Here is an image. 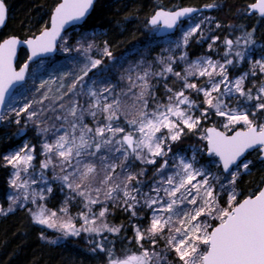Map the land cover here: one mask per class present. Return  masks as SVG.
<instances>
[{"label":"snow or ice","instance_id":"snow-or-ice-1","mask_svg":"<svg viewBox=\"0 0 264 264\" xmlns=\"http://www.w3.org/2000/svg\"><path fill=\"white\" fill-rule=\"evenodd\" d=\"M93 4L94 0H62L54 9L51 28H45L34 39L23 41L31 49L29 61L55 51L65 25L82 21ZM248 8L249 13L254 11L264 17V0H256ZM196 11L193 8L161 9L151 17L149 24H163L173 29L181 17ZM7 12L5 0H0V26L6 21ZM199 31V23L190 27L182 37V44L177 43L176 47H186L189 39ZM218 39L215 37L213 44ZM241 39L245 45L255 43L251 33H247L246 38L238 37L235 44L239 45ZM21 43L16 37L0 42V107L5 104L9 89L23 81L29 69V64L25 63L17 71L13 63ZM62 43H67L66 37L62 38ZM223 43L227 49L223 53L226 58L223 63L207 56L189 61L184 52L178 58L171 55L157 58L161 67L154 71L151 63L141 60L129 66L126 75L120 76V80L126 81V87L121 88L110 81L98 82L95 73L89 76L93 69L102 65L103 58L115 59L107 41L103 49L98 50L100 59L88 55L93 49L92 43L85 47L78 41L75 51H82L86 61L80 69L81 74L74 75L67 84L65 80L70 74L43 80L37 89L43 90L39 99L24 104L19 110L10 109L18 117L27 114L28 121L51 112L57 122L51 127L38 128V135L44 136L39 153L35 145L24 144L4 157L6 164L15 170L10 183L19 193L10 197L12 204L21 199L28 201V189L38 181L45 187L31 193V202L36 203L37 197L46 199L45 191L48 194L53 191L46 172L50 169L52 178L61 185L60 191L67 189L71 193L66 196L61 211L67 214L69 200L79 198L82 210L77 215L82 224L77 227L71 217L57 224L54 219L57 213L46 215L48 210L43 206L33 213V219L37 224L62 232L65 237L80 236L81 232L96 236L104 232L119 235L124 225L107 222L108 216L113 214L109 205L136 219H142L140 212L144 209L150 210L147 227L132 224L140 249L138 254L114 259L103 241L96 242L92 250L109 252V264H172L168 253H174L176 264H264V190L238 202L239 193L235 188L241 169L248 171L251 163L241 157L250 149L264 153V122H256L257 113H264V81L258 87L253 84L246 89L244 86L250 75H257V70L264 75V60H257L248 72L230 79L228 66L235 64L227 57L233 54L234 41L226 38ZM213 44L208 45L210 51ZM63 50L73 49L65 47ZM234 55L239 58L237 64L245 59L241 51ZM177 59L186 65L183 73L173 68ZM116 62L123 66L127 60L122 58ZM169 75L175 78L172 84H180L177 90L169 86ZM199 77L206 80L197 84L191 79ZM98 83L104 86L97 87ZM53 84L57 85L55 89L51 87ZM161 86L163 101L156 95ZM191 93L202 96L203 100L197 103ZM78 97L87 98L86 107ZM33 105L42 107L37 111ZM197 112L200 114L196 115ZM209 112L224 118L225 130L244 126L231 136L215 127L204 129L208 154L219 158L227 174L224 183L210 168L196 167L195 155L188 160L174 156L172 165L167 158L172 144L179 141L186 130L193 132L200 127ZM86 117L91 118L90 123L86 122ZM3 119L0 115V120ZM15 122L20 123L19 119ZM38 156L42 159L38 160ZM137 161L154 166L147 189L142 179L147 168L134 171ZM212 163L215 166V162ZM21 173L26 175L22 177ZM222 195L226 206L220 203ZM8 211L13 208L10 206ZM2 212L4 209L0 208ZM210 220H218L219 224L213 227ZM157 238L165 241L166 251L156 250ZM145 243L150 248H145Z\"/></svg>","mask_w":264,"mask_h":264},{"label":"rangeland","instance_id":"rangeland-1","mask_svg":"<svg viewBox=\"0 0 264 264\" xmlns=\"http://www.w3.org/2000/svg\"><path fill=\"white\" fill-rule=\"evenodd\" d=\"M242 21H244V18H241ZM262 21L256 22L255 25L257 28H255L252 33V40L255 41L254 44L251 45H245L244 39H241L240 44L236 45L234 41L233 46V54L230 55L227 58H231L234 61L235 66H228V75L229 78H235L245 72H248L251 68V65L254 64L257 60H264V35L262 33L264 32V19H261ZM199 23L200 24V31L197 32L193 37L189 39V42L186 47H176L177 43L182 44V37L184 33L193 25ZM221 26V23L217 16L211 15L210 12H201L197 14L196 16L192 17L191 19L187 20L180 28L179 33L177 36L174 37H165L162 39H158L156 41H152L149 43V48L147 46H139L137 48H134L131 52L124 54L123 56L115 59H108L103 58V63L101 66H99L97 69H93V72L89 73V76H93V73H95V79L98 82L104 81H110L114 85H118L121 88L126 87V81L120 80L121 75H126V69L129 66H135L137 63H139L141 60L145 61L146 63H151L153 66V70L159 69L161 66L157 64V58H166L169 55L173 56L174 58H178L180 55H182L184 52H187L188 54V60L189 61H195L198 57L201 56H207L211 57L213 60H219L221 63L224 62L226 59L223 56V53L227 50L226 45L222 43L221 41L216 40L213 44V39L215 37H218L216 30L219 28L217 27ZM153 33L156 31V29L152 30ZM257 31H260V35H255ZM102 30L96 29V30H89L87 32L81 31L79 28H75L69 32H67L62 38L67 39V43H62V39L59 44V50L55 57L47 58V59H41L34 64L31 65L28 77L23 86L18 88L15 93L12 95V97L7 102L3 116L4 119L2 120V124L0 128H4L7 126H29V128L34 129V134L38 141V151H40V144L43 142L44 136L43 134L38 135V128L39 127H51L54 123L57 122H51L47 117L50 115H53L51 112H47V114H42L37 117H34L32 121H28L27 114H21L19 117L16 116L14 111H10V109L15 108L16 110H19L24 104L30 103L32 100H36L40 98L42 89L37 91L39 89L40 82L43 80H49V79H56L58 76H63L65 74H70L67 76V79L65 80V83L67 84L74 75L81 74L80 69L83 66V63L85 61V57L83 55V52H77L75 51V48L78 47V41L83 43L85 47L88 43L93 44L92 51L88 54L91 55L93 58L100 59L101 57L97 54L98 50H102L104 47V43L101 45L99 44V40H93V38L98 37L100 34H102ZM90 36L91 40L88 42L87 36ZM86 37V39H85ZM242 38H246V36L242 35ZM256 38V39H255ZM3 40V39H2ZM1 40V41H2ZM0 41V42H1ZM195 41V43L204 45L201 50L196 55H191L188 47L191 44V42ZM209 44H213V49L210 51L208 48ZM65 47L72 48V51H64L63 49ZM158 47V50L156 52H152L155 48ZM145 48V49H144ZM247 49V50H246ZM236 51H241L244 53L245 59L243 62L236 63L238 61V57L234 55ZM126 59L127 63H124L123 66H121L120 63H117V60L120 59ZM21 64V63H19ZM115 65V67H113ZM184 62L179 61V59L176 60V63L173 64V68L175 71H180L183 73L185 68ZM88 78L86 77L85 80ZM175 78L169 75L168 77V83L169 86H172L174 90H177L180 87L179 83L172 84V81ZM193 82H196L197 84H202L206 78L205 77H199V78H191ZM261 81H264V75L259 74L257 70V75L255 77L249 76L248 80L245 81V88H250L255 84L257 87L260 85ZM104 86L103 83H98L97 87ZM53 89L57 87V85L53 84L51 85ZM253 92L255 93V88H253ZM189 93H186V95ZM156 95L163 101L164 100V91L162 86L158 87L156 90ZM191 96L193 99L197 101V103H200L203 100L202 96L197 97L195 93H191ZM67 99V97L65 98ZM81 103L87 106L86 99L87 98H80ZM48 102L45 101V104ZM232 106H235L234 104ZM40 105H33V108H35L37 111L40 109ZM201 107H204L203 104H201ZM32 109H29L31 111ZM200 113L197 112L196 115H199ZM51 118V117H49ZM19 119L20 123L17 124L15 121ZM86 122H91L90 117L85 118ZM224 118L214 115L212 112H209L208 118L205 120H202V124L200 127H198L193 132H187L182 138L172 144V151L169 153V156L167 157L169 159V164L172 165L173 163V157L174 156H183L186 160L191 159L193 155H195L196 158V167H207L210 168L211 172L220 178V182L224 183L227 179V174H224L221 166L219 164V160L215 156L207 157L206 152V140L203 137L206 135L204 129H206L210 125L217 126L220 128L223 132H226V134H231L235 130L243 129V125H237L234 128H230L229 130H225L223 127ZM257 123L264 122V113H257ZM50 136V134H49ZM20 136H18L19 138ZM24 144H28L30 146L36 144L31 141V138L29 136H24L20 139V141L15 145L14 148H11L7 152L1 155V167L3 171H6V185H7V191H6V206L3 205V203L0 200V208L4 209V212L0 213L2 215H5L7 213H11L15 211L18 208L26 209L30 215L32 220L33 219V213H36L40 210V206L45 207L48 211L46 212V215L49 212H56L57 217L54 219L56 220L57 224L67 221L69 217L72 218L73 223L77 225V227H80L82 224V221L78 218V213L82 210V205L79 198H76L74 200H69L68 202V213L65 214L61 211V208L64 207L65 198L68 195H71L69 190L65 189L64 192L60 191L61 185L58 181L54 180L52 171L46 170L47 176H48V183L52 187L53 191L51 194H48L46 191L44 195L46 196V199L41 200L39 197L36 198V203L31 202V193L33 191L40 192L42 188L45 187L42 183L39 181L36 184H32L31 187L28 189L29 192V200L23 201V199L20 200L17 204H12V201L10 197L18 195L16 189H14L11 186L10 181L14 178L13 173L14 169L6 164V161L4 160V157L7 155H10L11 153L19 150L21 147L24 146ZM260 153L256 150L253 153H251L250 157H246L245 161H251L249 164V170L244 171L241 169V174L237 178L242 177V175H249L252 174L257 169L264 170V166L258 164L256 162V159H259ZM37 159H42V157L38 156ZM161 161L157 160V165H159ZM215 162V166H213V163ZM262 162V161H261ZM264 163V162H263ZM136 165H139V168L146 167L147 170L150 169V173H152L154 166L149 165H142L139 161L135 163ZM134 169V167H133ZM31 171V170H30ZM119 171V170H118ZM136 171V170H135ZM1 173V171H0ZM57 173H59V169H57ZM22 177H24L26 174L21 173ZM152 180V177L150 175V178L144 179L146 182L145 189H147V184H150ZM236 180V181H237ZM212 183H215V181H211ZM217 188H219V184L216 185ZM236 188V185H235ZM237 191V188H236ZM239 196V195H238ZM103 198V197H101ZM237 201H239V197H237ZM222 206H226L224 203V196L222 195L221 201ZM13 208V211L9 212V207ZM97 208L99 206H96ZM111 207V205H109ZM149 209H144L142 212H140V216H142V219H136L131 218L129 214V220L130 225L132 228V224H136L138 226L147 227L148 226V218H149ZM35 223V222H34ZM99 223V221H97ZM209 223L214 227L217 223H219L218 220H210ZM39 227L43 228L46 232H55V236H45L43 239L45 241H55L56 244L61 243L66 238L62 232L56 230V229H50L45 225H40L35 223ZM132 235H133V244L128 243L127 248L124 251V254L117 257L116 259H124L129 255L132 254H138L140 249L138 248L136 241L134 239V232L132 228ZM82 238L86 236L87 238L92 236L87 233L81 232ZM80 236H67V237H80ZM156 250L157 251H166L164 249L165 241L162 239H159ZM145 248H150V245L148 243L144 244ZM169 260L172 261V264H176V261L174 260V253H168Z\"/></svg>","mask_w":264,"mask_h":264},{"label":"trees","instance_id":"trees-1","mask_svg":"<svg viewBox=\"0 0 264 264\" xmlns=\"http://www.w3.org/2000/svg\"><path fill=\"white\" fill-rule=\"evenodd\" d=\"M256 0H97L92 14L84 25L75 27L81 31L102 30V34L93 40L99 44H107L114 58H119L139 46H147L156 41L153 29L148 25V18L159 8L176 9L181 6H197L214 4L217 8L210 11L217 16L221 26L216 30L219 41L232 39L235 41L242 35L253 33L257 28L255 21H262L257 15L249 16L248 5ZM60 0H5L9 9V19L0 32V41L9 36L28 38L35 36L49 26L50 15ZM244 18V21L241 20ZM185 23V22H184ZM183 23V24H184ZM182 24V25H183ZM256 25V26H255ZM181 28V27H180ZM177 31V36L180 31ZM72 28L71 30H73ZM69 30V31H71ZM68 31V32H69ZM261 32L257 31L256 36ZM264 35V32L262 33ZM253 37V36H252ZM254 38V37H253ZM256 39V38H255ZM88 42L91 40L87 36ZM204 45L191 42L188 50L191 55H196ZM145 49V48H144ZM158 47L152 52H156ZM24 50L20 52L19 63L26 60ZM53 115L47 117L51 122H56ZM18 136H20L18 138ZM24 136H29L36 144L38 141L33 128L27 126H5L0 128V160L1 155L14 148ZM251 153L247 157H250ZM262 166L264 163L256 159ZM1 165V161H0ZM138 171L139 165H134ZM147 170L142 178H150L151 171ZM6 171L1 167L0 173V200L6 206ZM264 185V170L257 169L252 174L242 175L236 181L239 201L247 196L257 194ZM238 201V202H239ZM110 211L107 222L111 225H124L119 235L104 232L100 236L93 234L90 237H66L61 243L45 241L43 237L55 236V232H46L34 223L26 209L18 208L5 215L0 214V264H109V252L93 251L96 242L103 241L106 249L110 250L111 258L116 259L124 254L127 244H133L132 228L127 213L119 209Z\"/></svg>","mask_w":264,"mask_h":264},{"label":"water","instance_id":"water-1","mask_svg":"<svg viewBox=\"0 0 264 264\" xmlns=\"http://www.w3.org/2000/svg\"><path fill=\"white\" fill-rule=\"evenodd\" d=\"M61 2H62V0H60L59 3H61ZM96 2H97V0H94V4H93L92 8L89 10L88 14L86 15V17H85L82 21H74V22H70L69 24L65 25L64 30L61 32V38H62L63 35H64L68 30H70L71 28H73V27H77V26H82V25L85 24V22L87 21L88 17L92 14V12H93V10H94V7H95V5H96ZM255 2H256V1H255ZM255 2H253V3H255ZM59 3H58V4H59ZM253 3H251V4H253ZM58 4H57L56 6H58ZM208 5H214V4H208ZM249 5H250V4H249ZM249 5H248V6H249ZM6 6H7V5H6ZM56 6L54 7V9L56 8ZM183 8H193V9H196L197 11L194 12V13L189 14L188 16L181 17L180 20L177 22V25H176L173 29H167V28L164 27L163 24H160V25H157V26H152V25L149 24V20L151 19V17H152L153 15H155V13H156L157 11H160L161 9H163V10H165V11H177V10H180V9H183ZM216 8H217L216 5H215V7H206V5H203V6H201V7H197V6H181V7H178V8H176V9H172V10H171V9L159 8V9L155 10V12H154V13L151 15V17L149 18V20H148V25H149L151 28H157V30H156V32H155V36H156L157 38H165V37H167V36H171V35L176 34V32L178 31L180 25H181L183 22H185V21L191 19L192 17L196 16L197 14H199V13H201V12H206V11L209 12V11H213V10H215ZM247 8H248V7H247ZM7 9H8V7H7ZM54 9H53V11H52V13H51V15H50L49 26H48L47 28H51V19H52V16H53V14H54ZM247 14H248L249 16H252V15L255 14V15H257L258 17L264 19V17L259 16V14H258L257 12H254V11H253V12L249 13V8H248V12H247ZM8 19H9V10H8V12H7V18H6V21H5L4 25H3V26H0V32H1L2 29L6 26V24H7V22H8ZM43 30H44V29H43ZM43 30H42V31H43ZM42 31H41V32H42ZM41 32L38 33V34L35 35V36H31V37L24 38V39H23V38H20V37H17V36H9V37H7V38H5V39H3V40L1 41V42H3L4 40L9 39V38H11V37H16L17 39H19L20 41H22V43H21L20 45L17 46V49H16V55H15V58H14V61H13L14 66H15V68L17 69V71H18V70L23 66V64H25V63H28V64H29V69H30L31 64L37 62L38 60L46 59V58H50V57H54V56L57 54V52H58V47H59V42H60L61 38H58L57 41H56V50H55V51H53V52H51V53H47V54L41 55V56L36 57V58H33L31 61H29L28 58L31 56V49L27 46V44L23 43V41H26V40H28V39H34L35 37H38V36L41 34ZM21 50H24V51L26 52L27 57H26V60H25L22 64H19V63H18V60H19V55H20ZM29 69H28V72H29ZM28 72L26 73V75H25V79H24L23 81H20V82H17V83H15V84H13V86L9 89V92H8V94H7L6 97H5V104L3 105V107H0V115H3V112H4V109H5V106H6L7 102L9 101V99L12 97V95L15 93L16 89L19 88L20 86H22V85L25 84V82H26V80H27V77H28ZM1 124H2V120H0V126H1ZM212 127H215L217 130L223 132L220 128H218V127H216V126H213V125L208 126L207 128H212ZM207 128H206V129H207ZM239 130H243V129L235 130V131L232 132L231 134H227V135H229V136L234 135V133H235L236 131H239ZM206 148H207V152H206L207 157H211V156L208 154V141H207V140H206ZM256 150H257V149H250V150H248V151L244 154V156L241 157V160H244V159L247 157V155H248L249 153H252V152H254V151H256ZM257 151H258V150H257ZM258 152L260 153L259 160L262 161V162H264V153H261L260 151H258ZM217 158H218V157H217ZM218 160H219V158H218ZM238 163H239V162H238ZM220 166H221V169H222V165H220ZM234 167H235V166H234ZM0 171H1V166H0ZM222 171H223V169H222ZM223 173H224V172H223ZM224 174H226V173H224ZM260 190H264V185L262 186V188H261ZM257 194H258V193H257ZM257 194H255V195H257ZM255 195H253V197H254ZM247 197H248V196H247ZM247 197H245V198H247ZM242 200H243V199H242ZM242 200H241V201H242ZM218 224H219V223H218ZM218 224H217V225H218ZM217 225H215V226H217ZM215 226H214V227H215Z\"/></svg>","mask_w":264,"mask_h":264},{"label":"bare ground","instance_id":"bare-ground-1","mask_svg":"<svg viewBox=\"0 0 264 264\" xmlns=\"http://www.w3.org/2000/svg\"><path fill=\"white\" fill-rule=\"evenodd\" d=\"M150 17H151V16H150ZM150 17H149V18H150ZM149 18H148V20H149Z\"/></svg>","mask_w":264,"mask_h":264}]
</instances>
